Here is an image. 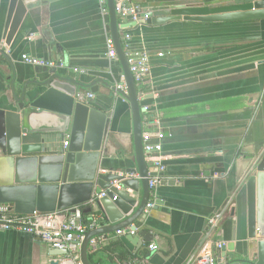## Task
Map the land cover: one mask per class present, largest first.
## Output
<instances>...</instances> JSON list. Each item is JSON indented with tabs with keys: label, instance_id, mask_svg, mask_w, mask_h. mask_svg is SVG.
<instances>
[{
	"label": "crops",
	"instance_id": "1",
	"mask_svg": "<svg viewBox=\"0 0 264 264\" xmlns=\"http://www.w3.org/2000/svg\"><path fill=\"white\" fill-rule=\"evenodd\" d=\"M205 1L219 5L251 0ZM8 4L0 0V49L8 56L0 54V97L9 91L11 79L20 88L50 70L23 61V55L32 56L31 44L36 58L63 60L66 66L58 70L93 84L88 102L109 119L101 152L103 173L113 169L137 177L121 173L136 168L133 121L126 90L116 88L123 83L121 66L106 55L109 30L103 0H39L17 16L5 36ZM125 32L132 37L129 49L149 53L147 89L139 94L142 107L149 106L142 112V126L143 131L159 126L164 132L165 170L155 188V204L135 224L151 239L134 252L124 246L135 258L121 260L101 250L94 264H188L209 238L226 243L234 227L238 234L245 230L247 192L242 179L250 162L264 152V19L137 25L121 30V38ZM172 180L173 185H160ZM126 192L138 204L141 191ZM218 213V225L209 236L207 220ZM86 214L101 215L97 227L108 223L94 206ZM117 238L116 232L94 236L89 247L103 249ZM150 243L157 249L150 250ZM49 251L39 237L0 231V264H75ZM143 251L146 255L137 259Z\"/></svg>",
	"mask_w": 264,
	"mask_h": 264
},
{
	"label": "water",
	"instance_id": "2",
	"mask_svg": "<svg viewBox=\"0 0 264 264\" xmlns=\"http://www.w3.org/2000/svg\"><path fill=\"white\" fill-rule=\"evenodd\" d=\"M120 1L106 0L108 30L131 109L136 161V168H125L121 173L137 177H125L113 169L103 173L101 152L108 139L109 119L92 107L89 99L77 98L83 94L79 88L94 92L93 84L85 85L58 68H49L46 74L20 84V88L11 79L9 91L0 97V205L16 214L74 211L75 207L89 206L83 209L86 214L96 207L108 223L85 234L80 244L81 264H91L88 249L92 237L121 228L135 229L136 222L145 218L149 177L157 172V167H149L145 160L142 105L120 31L172 21L229 23L264 19V0L219 5L205 0H139L134 4V13L120 22ZM38 2L9 0L5 36L12 31L17 16ZM0 54L8 59L4 50L0 49ZM31 55L35 57L32 44ZM64 140L67 146H63ZM115 182L120 189L112 187ZM173 182L161 181L160 185ZM242 182L247 192L245 230L238 234L234 227L233 238L215 251L217 264H264V152L250 162ZM126 191H141L138 204ZM103 192L105 195L98 198ZM151 236L142 229L134 235L120 236V240L134 252ZM49 253L65 256L66 250L50 247Z\"/></svg>",
	"mask_w": 264,
	"mask_h": 264
},
{
	"label": "built area",
	"instance_id": "3",
	"mask_svg": "<svg viewBox=\"0 0 264 264\" xmlns=\"http://www.w3.org/2000/svg\"><path fill=\"white\" fill-rule=\"evenodd\" d=\"M135 6L131 3V0H122L117 2V14L120 22L125 20V17L134 13ZM132 37L130 33L125 32L122 36V40L125 45V52L127 55L128 64L132 73L134 83L136 86L145 84L148 78L150 61L149 53L145 50H131L129 49V42ZM106 55L111 60H117V54L115 44L108 33L105 37ZM22 59L25 63L35 66H41L46 68H63L66 66L63 60H46L39 59L30 55H23ZM77 71H84L75 69ZM118 90H126L124 83L116 85ZM141 92L139 94H143ZM93 94L83 93L78 94V99H90ZM142 111L148 112L149 106H143ZM165 134L158 126L151 131H143L142 143L143 151L145 154V160L150 164V167H157V172L149 177L148 187L150 190L149 200L145 206V210L151 208L155 202V188L160 180V173L165 170L162 157V140ZM68 141H63V146H67ZM112 187L120 189V186L115 182ZM105 192L101 193L98 198L103 197ZM83 208L75 207L74 211L66 209L63 211H53L47 213L33 212L32 214H16L9 210L7 206L0 205V231L16 230L29 233L33 236L39 237L46 242L49 247L56 249L66 250V257L73 261L75 264H81L80 244L85 234L96 228L99 225V221L102 219L100 214H93L92 216H84ZM220 214L212 215L207 220V233L210 236L218 225ZM138 231V228L127 229L121 228L116 231L117 235L123 236L126 234L134 235ZM211 239V238H209ZM205 241L197 253L190 256L188 264H217L215 259V251L218 250L223 244V241ZM148 248L152 251L157 249L154 243H150Z\"/></svg>",
	"mask_w": 264,
	"mask_h": 264
},
{
	"label": "trees",
	"instance_id": "4",
	"mask_svg": "<svg viewBox=\"0 0 264 264\" xmlns=\"http://www.w3.org/2000/svg\"><path fill=\"white\" fill-rule=\"evenodd\" d=\"M135 6V5H134ZM103 7L105 8V10H107L106 9V0H103ZM120 21V20H119ZM121 43H122V47H123V49L124 50H126L125 49V45H124V41L122 40V38H121ZM137 87V91L139 92V93H141V92H144L146 89H147V86H146V84H142V85H140V86H136ZM84 216H88V214H83ZM89 251H88V259H89V261H90V263L91 264H94V261H95V256L98 254V252H100L101 250H103V251H105V252H110V253H112V254H115V256H117V258L118 259H121V260H123V259H126L127 261L128 260H130V259H132V257L133 258H135L134 256H132L131 254H129L127 251H126V249L124 248V245H123V243L121 242V240L119 239V238H117V240H115V241H112V242H110L106 247H103V249L102 248H95V249H92V248H90L89 247V249H88ZM146 253L147 252H142L141 254H139L138 255V257H136L137 259L138 258H140V257H143V256H145L146 255ZM111 254V255H112ZM111 257V259H110V261L111 262H113L114 261V259L112 258V256H110Z\"/></svg>",
	"mask_w": 264,
	"mask_h": 264
}]
</instances>
